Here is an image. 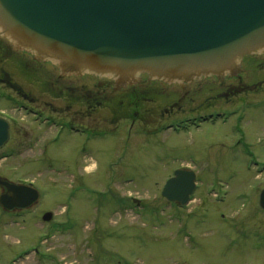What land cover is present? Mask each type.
Wrapping results in <instances>:
<instances>
[{
    "label": "rangeland",
    "instance_id": "obj_1",
    "mask_svg": "<svg viewBox=\"0 0 264 264\" xmlns=\"http://www.w3.org/2000/svg\"><path fill=\"white\" fill-rule=\"evenodd\" d=\"M10 66L0 61L4 71ZM244 72L247 85H259L213 103L224 107L215 123L147 133L160 121L158 111L156 104H139L135 110L146 125L141 133L124 120V163L111 155L83 156L76 135L53 136L54 129L39 127L0 99V109L19 122L13 139L20 147L11 157L0 152V177L33 183L39 192L26 210L0 207V264H264V210L258 205L264 189V60ZM13 75L31 96L73 117L74 107L42 95L20 79L22 73ZM132 112L127 109L124 118ZM38 132L40 141L27 148ZM179 167L196 175L184 208L161 195ZM46 212L49 221L42 220Z\"/></svg>",
    "mask_w": 264,
    "mask_h": 264
},
{
    "label": "water",
    "instance_id": "obj_2",
    "mask_svg": "<svg viewBox=\"0 0 264 264\" xmlns=\"http://www.w3.org/2000/svg\"><path fill=\"white\" fill-rule=\"evenodd\" d=\"M0 37L63 73L116 76L124 85L141 74L169 83L222 78L240 72L244 56L264 54V0H0ZM7 139L0 118V149ZM0 187L6 211L39 200L31 183L0 177ZM194 189V172L180 168L161 195L184 207ZM258 203L264 209V189Z\"/></svg>",
    "mask_w": 264,
    "mask_h": 264
},
{
    "label": "flooded vegetation",
    "instance_id": "obj_3",
    "mask_svg": "<svg viewBox=\"0 0 264 264\" xmlns=\"http://www.w3.org/2000/svg\"><path fill=\"white\" fill-rule=\"evenodd\" d=\"M2 59L9 65H14L10 66L9 72L0 69V99L5 100L10 109L21 108L39 127L54 129L53 136L64 134L66 131L76 135L81 139L79 153L83 156L90 153L111 155L124 163V120H129L132 130L135 125L140 127L141 133V125H146V121L138 118L135 110L139 108V104H156L153 107L158 111L160 121L153 131L144 129L147 133L178 132L188 127H199L207 121L215 123L219 121L220 112L224 111V107L213 103H218V100L224 99L225 96L257 88L259 81L247 85L244 71L252 66L254 60L263 61L264 54L244 56L240 63V72L235 75L225 74L222 78L207 76L191 82L169 83L141 74L136 82L126 85L116 76L63 73L50 61L15 49L7 39L0 37V61ZM15 60H18V63L20 60H26L25 65H17ZM17 72L23 75L20 79L27 81L34 89L42 92V95H52L54 100H58V105L65 109L74 107L73 117L60 115V106L56 107L59 110L57 111L51 104L39 101L18 86L12 81L13 74ZM194 104L196 105L193 106ZM131 107V118H124L125 111ZM153 113L156 114L154 108ZM0 118L8 122V139L0 152H3L4 157H11L20 148L13 139L14 133H18L19 122L12 112L2 109ZM40 136L41 132L38 136H33V142L27 148H32L40 141ZM85 169L84 166L83 170ZM121 172L124 173V170ZM121 178H124V175ZM122 182L124 183L123 180ZM118 201L124 204V197L118 198ZM20 211L23 210L12 212Z\"/></svg>",
    "mask_w": 264,
    "mask_h": 264
}]
</instances>
